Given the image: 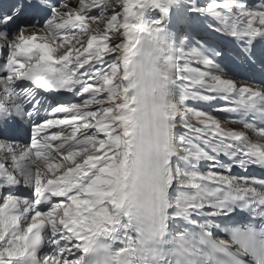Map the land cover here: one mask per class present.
Here are the masks:
<instances>
[{
    "label": "snow or ice",
    "instance_id": "snow-or-ice-1",
    "mask_svg": "<svg viewBox=\"0 0 264 264\" xmlns=\"http://www.w3.org/2000/svg\"><path fill=\"white\" fill-rule=\"evenodd\" d=\"M0 264H264V0H0Z\"/></svg>",
    "mask_w": 264,
    "mask_h": 264
}]
</instances>
